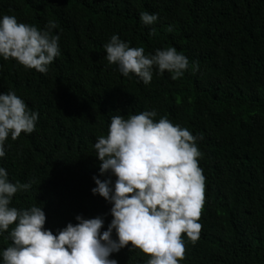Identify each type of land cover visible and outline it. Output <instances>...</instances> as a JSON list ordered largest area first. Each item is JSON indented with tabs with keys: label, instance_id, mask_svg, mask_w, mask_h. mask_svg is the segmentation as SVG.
<instances>
[{
	"label": "trees",
	"instance_id": "1",
	"mask_svg": "<svg viewBox=\"0 0 264 264\" xmlns=\"http://www.w3.org/2000/svg\"><path fill=\"white\" fill-rule=\"evenodd\" d=\"M0 264H264V0H0Z\"/></svg>",
	"mask_w": 264,
	"mask_h": 264
}]
</instances>
